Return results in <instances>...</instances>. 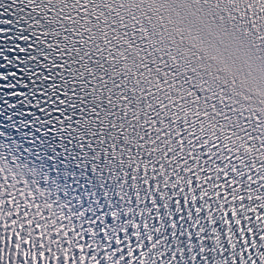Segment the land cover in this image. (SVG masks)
<instances>
[{
  "label": "snow or ice",
  "instance_id": "6c2138e0",
  "mask_svg": "<svg viewBox=\"0 0 264 264\" xmlns=\"http://www.w3.org/2000/svg\"><path fill=\"white\" fill-rule=\"evenodd\" d=\"M0 96V264H264V0H0Z\"/></svg>",
  "mask_w": 264,
  "mask_h": 264
}]
</instances>
